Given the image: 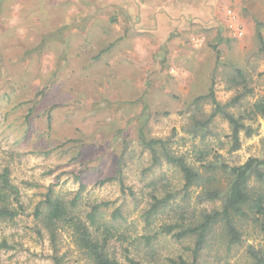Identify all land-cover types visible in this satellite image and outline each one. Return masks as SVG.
Segmentation results:
<instances>
[{"label": "rangeland", "instance_id": "rangeland-1", "mask_svg": "<svg viewBox=\"0 0 264 264\" xmlns=\"http://www.w3.org/2000/svg\"><path fill=\"white\" fill-rule=\"evenodd\" d=\"M18 1L0 0V171L11 169L23 213L0 222V242L12 246L0 250V264H53L51 241L36 215L49 194L69 204L80 195L76 210L82 216L103 204L100 218L114 228L111 251L125 263V249L140 264L192 262L193 238L180 241L160 231L176 222L179 206L200 211L221 203L199 202L196 187L185 199L181 174L166 163L150 169V152L139 136L170 138L174 150L189 161L198 152L232 166L264 157V116L254 113V105L264 99V0H216V27L208 33L201 25L192 26L189 34L173 33L169 44L155 35L134 34L115 47L118 51L105 54L102 48L111 38L127 35L116 24L122 14L110 1L96 10L83 9V2L75 0L66 21L67 12L60 8ZM48 51L57 56L54 71L48 69L54 62ZM213 85L222 104L239 98L229 110L244 114L251 130L241 132L236 151L231 150L230 126L220 116L206 140L185 131L199 110L194 100ZM33 104L36 111L28 114ZM212 107L209 100L200 104L206 115ZM48 109L51 129L42 116ZM119 168L123 186L119 179L102 183L120 178ZM163 174L177 196L147 224L145 214L154 202L151 182ZM161 191L159 196L165 194ZM117 210L119 219L113 215ZM223 227L221 222L215 226L201 264H252L249 246H264V235L249 223L242 242L228 249ZM58 247L64 262L90 264L70 229L60 233Z\"/></svg>", "mask_w": 264, "mask_h": 264}, {"label": "trees", "instance_id": "trees-1", "mask_svg": "<svg viewBox=\"0 0 264 264\" xmlns=\"http://www.w3.org/2000/svg\"><path fill=\"white\" fill-rule=\"evenodd\" d=\"M261 24H259L260 26ZM264 52V39L261 36ZM109 50H104L105 54ZM240 77H244L242 71H238ZM211 101L213 107L209 115L201 112L200 104ZM239 98H235L229 104H222L216 99L214 85L210 87L206 95L199 96L194 100L197 109L191 117V123L185 131L190 136L201 137L206 140L210 136V129L215 119L220 116L230 126L228 137L232 142V149L236 151L241 147V132L247 130L244 114H237L229 110L232 104H236ZM28 104V103H27ZM36 111L35 104L30 105L28 114ZM254 113L264 116V99L254 105ZM46 117L48 128H52L51 109L42 111ZM140 144L149 150L151 156L150 169L167 164L174 167L184 182V198L189 196L190 189L196 187L199 190L197 196L199 202L216 203L221 205L217 208H203L198 211L195 207L185 204L176 210L178 218L172 224H166L160 232L171 235L177 240L187 238L194 239L192 247V262L183 258L179 260L169 259L172 264H201L203 252L212 246V236L215 226L220 222L224 224L222 239H227L228 249L242 242V229L251 223L264 235V157H251L244 164L232 166L225 160L209 159L210 154L206 152L195 153V159L189 161L186 154H178L170 138H148L140 133ZM119 176L107 178L102 183L119 179L122 186V169L119 168ZM153 188L150 192L154 200L151 209L145 214L146 223H150L153 215L159 214L162 209L169 207L177 193L171 191V183L168 182L165 174L151 182ZM160 186V187H159ZM164 190L165 194L159 196V191ZM162 192V191H161ZM80 195L76 196L71 204L56 196L49 194L43 202L44 207L36 210L37 218L41 220L43 229L47 231L49 240L53 247V264H68L58 255L59 237L63 230L70 229L73 241L77 248L89 260L90 264H140L130 255V250L125 249L124 257L126 263L121 260L116 252L111 250V232L113 226H107L100 218V208L103 204H96L86 215H80L77 210V201ZM107 205V204H104ZM23 213L21 203V192L17 185L12 182L11 169L4 166L0 171V222L14 221ZM114 218L119 219L121 213L114 212ZM150 225V224H149ZM38 233L42 230L38 228ZM147 245L152 241L151 237H145ZM12 246L6 240L0 242V250H10ZM248 254L253 259L252 264H264V246H249Z\"/></svg>", "mask_w": 264, "mask_h": 264}, {"label": "crops", "instance_id": "crops-1", "mask_svg": "<svg viewBox=\"0 0 264 264\" xmlns=\"http://www.w3.org/2000/svg\"><path fill=\"white\" fill-rule=\"evenodd\" d=\"M15 1L17 4L20 3L18 0ZM35 1L29 0L32 3ZM39 1L49 8H60L66 11L65 21L74 10L72 4L75 0ZM108 1L121 12L122 20H118L116 24L125 27L127 35L118 34L115 39L111 38V44L106 48H102V52L104 50L112 52L114 49L118 51L116 50L118 48L115 47L119 43L131 39V35L134 34L138 36L155 35L159 42L169 44L171 35L178 31L182 34H189L193 31L192 26L198 27L201 25L202 30L208 33V30L216 27L214 10L216 0H80L81 4L83 2L81 6L83 9L85 7L86 9L95 8L96 10L100 6L103 8L109 7ZM70 37L66 39L68 42H70ZM63 51H67V47ZM47 56L51 58V62L54 61L53 66H49L48 69L50 71L56 70L57 63L53 58L55 59L57 56L50 51H48Z\"/></svg>", "mask_w": 264, "mask_h": 264}]
</instances>
